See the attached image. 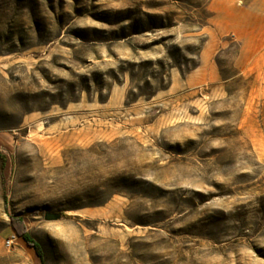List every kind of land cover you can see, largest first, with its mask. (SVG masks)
Here are the masks:
<instances>
[{
	"label": "rangeland",
	"instance_id": "374dc122",
	"mask_svg": "<svg viewBox=\"0 0 264 264\" xmlns=\"http://www.w3.org/2000/svg\"><path fill=\"white\" fill-rule=\"evenodd\" d=\"M207 3L0 0V264H264V29L203 60Z\"/></svg>",
	"mask_w": 264,
	"mask_h": 264
},
{
	"label": "crops",
	"instance_id": "0c3cea01",
	"mask_svg": "<svg viewBox=\"0 0 264 264\" xmlns=\"http://www.w3.org/2000/svg\"><path fill=\"white\" fill-rule=\"evenodd\" d=\"M206 7L211 12V25L201 50L203 60L208 58L219 36H240L249 28L264 29V0H208ZM33 118L34 115L27 114L25 121Z\"/></svg>",
	"mask_w": 264,
	"mask_h": 264
},
{
	"label": "trees",
	"instance_id": "16d2710c",
	"mask_svg": "<svg viewBox=\"0 0 264 264\" xmlns=\"http://www.w3.org/2000/svg\"><path fill=\"white\" fill-rule=\"evenodd\" d=\"M10 225L17 234V236L21 237L28 246L33 248L39 260V264H45L44 251L42 249V246L37 240L33 239L32 236L28 233L22 221V218L19 216H11Z\"/></svg>",
	"mask_w": 264,
	"mask_h": 264
},
{
	"label": "water",
	"instance_id": "95a60500",
	"mask_svg": "<svg viewBox=\"0 0 264 264\" xmlns=\"http://www.w3.org/2000/svg\"><path fill=\"white\" fill-rule=\"evenodd\" d=\"M59 216H60V214L59 213H46V215H45V219H47V220H55V219H57V218H59Z\"/></svg>",
	"mask_w": 264,
	"mask_h": 264
}]
</instances>
